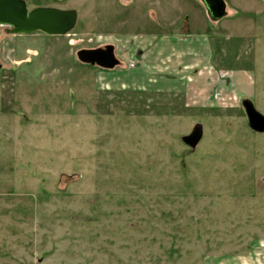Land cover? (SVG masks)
<instances>
[{"label":"rangeland","instance_id":"obj_1","mask_svg":"<svg viewBox=\"0 0 264 264\" xmlns=\"http://www.w3.org/2000/svg\"><path fill=\"white\" fill-rule=\"evenodd\" d=\"M25 1L78 20L0 59V264H264V0Z\"/></svg>","mask_w":264,"mask_h":264},{"label":"water","instance_id":"obj_2","mask_svg":"<svg viewBox=\"0 0 264 264\" xmlns=\"http://www.w3.org/2000/svg\"><path fill=\"white\" fill-rule=\"evenodd\" d=\"M206 7L211 20L216 21L227 14L225 0H201ZM78 20L75 8H59L54 6H36L28 9L25 0H0V24L11 27V32L28 34L37 30L51 35L69 33ZM77 57L82 62L112 69L119 64L113 44L96 48H82L77 51ZM248 125L255 131H264V115L256 108L250 98L242 100ZM203 134V125L197 123L192 132L184 136L189 145H196Z\"/></svg>","mask_w":264,"mask_h":264},{"label":"crops","instance_id":"obj_3","mask_svg":"<svg viewBox=\"0 0 264 264\" xmlns=\"http://www.w3.org/2000/svg\"><path fill=\"white\" fill-rule=\"evenodd\" d=\"M23 34H17L11 32V27L5 24H0V59L1 57L5 61H14L15 55L18 52V36Z\"/></svg>","mask_w":264,"mask_h":264},{"label":"flooded vegetation","instance_id":"obj_4","mask_svg":"<svg viewBox=\"0 0 264 264\" xmlns=\"http://www.w3.org/2000/svg\"><path fill=\"white\" fill-rule=\"evenodd\" d=\"M105 46V45H104ZM98 47H102V46H98ZM115 47V46H114ZM93 48H96V47H93ZM119 63H120V60H119ZM118 65V64H117Z\"/></svg>","mask_w":264,"mask_h":264}]
</instances>
